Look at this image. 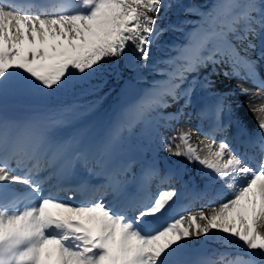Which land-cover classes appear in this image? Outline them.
<instances>
[{
    "label": "snow or ice",
    "instance_id": "1",
    "mask_svg": "<svg viewBox=\"0 0 264 264\" xmlns=\"http://www.w3.org/2000/svg\"><path fill=\"white\" fill-rule=\"evenodd\" d=\"M172 7V0H47L39 4L0 0V264H205L186 260L181 253L193 240L207 241L214 234L225 237L226 243L238 240L247 250L229 264H264V103L250 109L259 116L244 130L251 155L232 146L227 136L231 120H224L232 106L226 102L227 93L216 92V82L208 77L201 87L217 96V101L197 115L211 116L213 131L224 134L219 142L215 138L211 143L202 141L201 151L189 142L190 133L178 132L169 138L161 131L181 119L192 103L195 78L189 88L176 93L186 72L206 67V62L213 65V72L220 66L219 73L227 79L247 80L264 88V0L258 20L251 15L254 3L218 0L207 15L206 27L186 33L183 44L170 46L176 56L149 65L152 45L159 47L162 34L168 28L183 31L182 20L168 28L157 23ZM184 11L195 15L198 8L192 5ZM240 21L245 23L243 28L235 26ZM202 50L207 55H201ZM129 55L142 62L141 68L151 67L164 78L154 79L137 97L126 98L96 138L84 133L66 139L49 135L48 122L64 123L77 106H64L51 115L37 113L23 123L4 113L6 100L14 95L78 90L85 96L96 94L98 100L106 84L103 77L119 82L123 78L119 62ZM180 59L188 61L187 68L176 64ZM136 79L146 77L138 73ZM240 91L247 93L244 88ZM181 99L178 111L164 112L171 107L169 100ZM137 124L150 126L171 155L184 156L186 163H199L208 170L205 189L215 201L208 211L163 218L175 202V188L159 191L150 202L124 194L126 181L117 177L126 175L130 165L113 167L112 162L128 140L125 133L130 134ZM177 138L183 145L173 152L171 143ZM86 158L109 175V182L94 190L91 199L77 201L79 190L60 187L59 179L52 189L46 188L37 175L42 161L52 176L60 177L67 168L57 172L58 160L70 167ZM154 175L153 166L142 170L140 179L147 181ZM109 192L114 194L111 201L106 198ZM24 194L30 200L20 204Z\"/></svg>",
    "mask_w": 264,
    "mask_h": 264
},
{
    "label": "bare ground",
    "instance_id": "2",
    "mask_svg": "<svg viewBox=\"0 0 264 264\" xmlns=\"http://www.w3.org/2000/svg\"><path fill=\"white\" fill-rule=\"evenodd\" d=\"M261 1L262 0H257L254 2V4L256 2H261ZM23 2L39 4V3L47 2V0H37V2H33V0H23ZM184 2H187V3L195 2L198 10L200 9V7H198L199 3L201 5L208 7L206 9L199 10V13L197 12L195 14V16L194 15L187 16V18H185V20H184V26L191 25L192 19L195 17L196 20L197 19L199 20L200 24H202L203 26L206 27L208 25V19H207V15L209 13L208 9L210 7L211 12H212L214 5L218 2V0H202L200 2H199V0H180L178 3L173 2L174 8L177 9V11H179L178 17L176 18V20H180L182 6H183ZM238 2H239V0H238ZM260 8H261V5H259L256 8L257 10H255L251 13V15L252 16L254 15V17L258 16L257 20L259 19V16H260ZM202 11H204V12H202ZM254 12H256V14H254ZM240 22L242 24L238 23L237 25H235L237 28H242L245 25L244 21H240ZM253 27H255L257 29V31L260 29V26L258 23H254ZM188 33H190V31H188ZM185 34H186V32H184V31H182V32L172 31V32H170V37H168V34L163 33L162 36L160 37V39H163V37H165L166 40L164 42H162L161 44H159V47L158 46L156 47V49H155L156 54L154 56L155 61L158 59H161V56L163 55L164 51H167L168 53L174 52L175 49L171 48L170 46L176 45L177 43H181V42H178L177 37L185 41V39H186ZM256 43L258 44V42H256ZM152 47H154V44L152 45ZM175 53H177V51ZM134 59H135V62L138 61L137 58H134ZM180 60H177V62L179 63ZM183 60H185V59H183ZM206 63H207L206 67L201 65V66L197 67L196 70H194V72L192 73V75L198 76L197 79L201 77V79H200L201 82L198 81L195 84L193 94H192V103L189 105V106L192 105V107L194 108L193 111L191 113L186 111L185 115L181 119L174 122L175 128H174L173 132L172 133L169 132L168 134H166L169 138H171V137L177 135L178 132H188V133H190L189 142L192 145L195 144L196 142H198L199 146H200L199 149L201 151H203V149H204V143L213 142V138H215L217 142H219V140H220V137H218L217 135L208 136L207 134H204V132L202 131L203 130L202 127L200 128V125L195 121L196 117L194 118V115L197 113V111L201 110L199 108H202L201 105H202L203 101L206 100L209 102L210 100H212L211 102H215V103L217 101V96H211L210 99L204 93H203V96H199L200 93L197 92L196 89L201 88L200 84L202 85L205 77H208L211 80L216 82V87L214 89L216 92L227 93L226 102L231 104L232 111H231L230 115L228 112H225L224 120L226 117H231L235 121H237V123L240 127H243L244 129L253 126L255 123V120L259 116V112H252V111H250V109H252L253 107H259L262 103H264V90H263V88H258L254 83L247 81V80H242V79H237V78L227 79V78L223 77L222 73L218 72V70H219L218 66H216L217 72H213V65L210 62H206ZM180 65H182V66L184 65L185 68H187L188 62H185V63L180 64ZM138 68L141 69L140 64H138ZM143 69H145V68H143ZM148 69H151V67L146 68L145 70H148ZM169 70H172V69H169ZM190 72L186 73V78L191 75ZM217 73H219V74H217ZM154 74L158 75L156 73H154ZM181 85L182 84H180V86ZM240 88L246 89L247 93L242 94L240 91ZM206 91L207 90H204V92H206ZM250 97H251V99H250ZM227 99H229V100H227ZM177 103H179V101ZM177 103H174L171 106L174 109H176V111H178L180 108L177 106ZM22 112L23 113H19V114L15 115L14 114V107H12L11 105H6V104L4 105V113L12 121H14V119H17V122L23 123V122L27 121L30 117L33 116L32 114H26L25 110H22ZM189 114H191L190 117H189ZM84 116H86V114H84L83 116L78 118L77 121L75 120L72 123H67V124L63 125V127H68V128L74 127L73 130L68 131V132H62L56 128H53V126L51 127L49 125V128H48L49 135L53 138H56V139H66V138L71 137L77 133H84L89 138H96V137L100 136L110 124V122L106 121L105 119L98 120L97 118H92V119H89L87 121H83L82 123L79 124L78 120H80ZM208 118L211 119V116L209 115ZM111 119H112V117H111ZM202 141L204 143H201ZM177 145H183V141H181L178 138L172 141L171 150L173 152H175L177 150V147H176ZM143 151L144 150H139V148L136 145H134V143L127 141L126 144L124 145L123 149L121 150L120 154L115 158V160L112 162V164H113V167H117L118 164H120V166L130 165L131 170L129 171L128 174L123 175L121 178L117 177L118 179L126 180L124 194L127 197L140 200L138 196H139V193L142 192V195L143 196L148 195V198H150L149 201H151L156 196L151 194L152 191L149 193L150 188L148 187V185L144 184V182L140 179V177H141L142 170H144V167H145V164L147 161L153 162L154 166H157L158 164L154 160H146L143 157V154H142ZM168 152L169 151H166V153H168ZM251 154H252V152L250 153V155ZM171 156L175 157V155H171ZM178 157L181 158V161L183 163H186V161H185L186 158L184 156H178ZM32 162L35 163V161H32ZM41 164L44 165V170H46V172L45 171L40 172L38 176H42L41 178H44V176H46V174H50L49 180L46 181V183H45V187H48L51 189L54 185L57 184L58 179H59L60 183L63 184L62 187H64V188H69V187L71 188L74 184L80 190H83L85 192L87 191L88 186H89L88 180L92 181L94 183H97L98 180L102 181L103 179H106L109 181L108 171L105 168H102L99 164L95 163V161L91 158L80 159L78 161H75L71 164L70 167H67L65 161L58 160L56 162V164L54 165L57 172H62L64 169L67 168V171H63V174L60 177H54L51 175V169L49 168L46 161H42ZM186 164H187V166L181 172V175H183V178L186 179L190 185H194L195 187L201 186L202 183H200V182H201L202 177H200L199 175H195L194 171L191 170V168H190L193 163H191V164L186 163ZM80 170H84L86 175L81 176ZM206 170L207 169H205V168L202 169V173L204 175V180H205V173L204 172H206ZM43 173H45V175ZM169 173L172 174L173 179H175L177 177V174L172 173L170 170H165L164 176L168 175ZM192 174H193V176H192ZM189 176H191V178H189ZM134 177H135V179H134ZM175 183H176V180H172V185L168 184L167 187L162 183V185L159 186L160 191L161 190H171L172 188H174L176 186ZM200 189H202V188L200 187ZM136 190H138V192H136ZM131 192H132V195L130 196ZM137 193H138V195H137ZM79 194L80 195H78L76 197L77 201H79L80 198L82 197V194L81 193H79ZM198 194H199V191H197L196 194H193V193L189 194L188 193L183 198V201L187 200L188 198L189 199H192V198L196 199ZM181 195H183V192L181 193ZM23 196L29 197L27 194L22 195L21 199L19 201L20 204H22L21 200H22ZM110 196L112 197V195L108 194L106 198L108 200H110ZM177 199L178 198H174V201H176ZM206 202H208L209 204H203L202 205V202H201L200 204L191 205V208H190V206H188L187 207L188 211L189 212L190 211H197L198 209H203L205 211H208L210 209L211 204L214 203L215 201H213L212 197L210 196ZM171 206H174V203L171 204ZM164 214H166V212ZM173 217L178 218L179 215H176V213H173L170 216V219ZM237 242H238V240L231 239L230 243H226L225 237L221 236L220 234H214V237L209 238L207 241H205L203 238H201L199 241L193 240L190 243V245L181 253V256L182 257L191 256V258L199 260V259H201V257H204V256H202L201 250L203 248H205L207 245L211 244V246L214 245L216 247H222L223 248V247H226L227 245H231V244L235 245L234 243H237ZM235 247L237 248L238 246H235ZM239 247L243 248L242 245H240ZM228 249H231V248H228ZM243 249H245V248H243ZM196 250H198V252H196ZM228 252L229 251L226 250L225 253L223 251H219L218 253H214L210 257L211 262H214L213 260H215L216 258H219V259L222 258L223 261H225V262H227L228 260L236 261L239 258H241V256L235 255V254L232 256H228ZM220 253H224V255H220ZM243 258L248 259L247 256H243Z\"/></svg>",
    "mask_w": 264,
    "mask_h": 264
},
{
    "label": "rangeland",
    "instance_id": "3",
    "mask_svg": "<svg viewBox=\"0 0 264 264\" xmlns=\"http://www.w3.org/2000/svg\"><path fill=\"white\" fill-rule=\"evenodd\" d=\"M180 0H172V3L173 2H179ZM200 1H202V0H199V2ZM255 1H257V0H239V2L238 3H241V4H247V3H249V2H251V3H254ZM262 2V1H261ZM181 4V3H180ZM257 4V2L255 3V5ZM192 5H196V3L195 2H189V3H187V2H184L183 3V6H182V11H181V15H180V20H176V18L178 17V12L179 11H177V9H175L174 8V6L172 7V8H170V10H168L167 11V13L160 19V20H158V25L160 26V27H165V28H168V26L169 25H175V24H179L180 23V21L182 20L183 22H184V20H185V18H187V16H191V15H193V14H190V13H186L185 11H184V9L185 8H187V7H190V6H192ZM197 6V5H196ZM259 5H256V8L258 7ZM198 7H200L202 10L203 9H206V8H208L207 6H204V5H201L200 3L198 4ZM200 10V9H199ZM199 10H198V13H199ZM209 12H211V9H210V7H209ZM203 12V11H202ZM254 14H256V12H254ZM195 16V15H194ZM196 22H199V20L197 19H195V17L192 19V23H191V25H189V26H184V24H183V31L184 32H186V33H188V31H190V32H193V31H195V29H197L198 27H200L201 25L199 24V23H196ZM210 21L208 20V23H209ZM240 24H242L241 22H239ZM194 24H197V26H196V28L195 29H189V30H186V29H188V28H190V27H193L194 26ZM245 26V25H244ZM243 26V27H244ZM242 27V28H243ZM173 30L171 29V28H168V31L167 32H164L165 34H168V37H170V32H172ZM251 38V37H250ZM177 39H178V42H185L184 40H182V39H180V38H178L177 37ZM257 39H258V37H257ZM166 39H165V37H163V39H160L157 43L158 44H161L162 42H164ZM246 43V42H245ZM177 44H179V43H177ZM176 44V45H177ZM156 47H157V44H154V47H152V49H151V52H150V60H149V65L151 64L150 63V61H151V58H152V63L155 61V58H154V56H155V54H156V52H155V49H156ZM172 53H174V56H176L177 55V53H175V52H172ZM172 53H168L167 51H164L163 52V55L161 56V59H165L164 58V56H167V55H171ZM129 57H132L133 59L134 58H136V56H134V55H129ZM127 58V60H121L120 62H119V68L122 70V73H123V78L120 80V83H119V85H118V87H117V91H118V94H117V96H115L114 98H113V100L111 101V103H112V109L110 110V111H108V112H105V113H103V112H97L95 109H94V106L97 104V103H99L100 102V100H101V98L100 99H96V98H92L91 100L90 99H88V98H86L85 97V95L84 96H79V95H81L80 94V92L78 91V90H74L73 92L74 93H77L78 95L77 96H79V99H77V100H74V99H72L71 101H65L64 99L65 98H58V96H55V97H51L50 95L49 96H43V95H40V94H22V95H15V96H10L7 100H6V102H5V104L6 105H13V107H14V109H15V112H14V114L15 115H17V114H19V113H21V111L22 110H26V111H28V112H34L33 114H37V113H43V114H48V115H51V113L53 112V110H56V109H59V108H62V107H64V106H77V110L76 111H74L73 113H71L70 115H69V117H68V119L64 122V123H62V124H55V123H51V122H49L50 123V125L51 126H53L54 128H57L58 130H60L61 129V126L64 124L65 125V123L67 124V123H72V122H74V120H76L77 119V117L79 116V115H81V114H86V116H84L83 118H81L80 120H81V122L80 123H82L83 121H87V120H89V119H92V118H97L98 120H102V119H105L106 121H109L110 123H111V121L115 118V114H116V111L118 110V107H119V105L126 99V98H135V97H137L138 95H139V90H140V88L142 87V89H146V88H149L150 87V85H151V82L155 79V80H160L161 78H163V77H157V76H155L154 75V72H152L151 70H145V69H143L142 68V72L145 74V77H146V79L145 80H139V81H137V80H135L134 78H133V76H132V74H131V72H132V69L129 67V65H128V59H131V58ZM168 57V56H167ZM135 60V59H134ZM187 61V60H186ZM185 61V62H186ZM188 62V61H187ZM138 63L139 64H141L142 62L141 61H139L138 60ZM178 62L176 61V64H177ZM173 67H175L174 65H173ZM194 71H191L190 73H191V75H192V73H193ZM187 73V72H186ZM189 73V74H190ZM190 75V76H191ZM105 77H108L109 78V76H107V75H105ZM105 77H103V78H105ZM192 77V76H191ZM191 77L190 78H188V80H187V83H186V85L184 86V87H181L180 88V92H182L184 89H186L187 87H189V86H191V82H190V79H191ZM97 78H94V80H93V82H95V80H96ZM200 79H201V77L200 78H198L196 81L198 82V81H200ZM116 81V80H115ZM175 81V83L177 82H179V81H177V80H174ZM201 82V81H200ZM183 85V84H182ZM181 85V86H182ZM103 86V85H102ZM200 87H201V84H200ZM122 88L123 89H125V91L123 92V93H121V90H122ZM202 88V87H201ZM204 90H206V89H204L203 88V91ZM199 92H201V90L199 89L198 90ZM141 93V92H140ZM179 93V92H178ZM177 93V94H178ZM204 93H206V95H207V97L210 99L211 98V96H215V95H211L210 94V90H207L206 92H204ZM54 95H59L58 93H55ZM86 96H88V95H86ZM18 98L20 99V102L18 101ZM52 100H56V102H53ZM74 100V101H73ZM227 100H229V99H227ZM183 101V99H181V100H179V103H177V106L178 107H180V105H182V103L184 102H182ZM212 101V100H211ZM9 103H11V104H9ZM93 103V104H92ZM89 105H91V106H89ZM172 106V105H171ZM169 109V110H168ZM165 110H168V112H175L176 111V109H174L173 107H169V108H166V109H164V112L165 113H168V112H166ZM191 109H190V107H189V111H190ZM186 111H187V109H185V113H186ZM32 114V115H33ZM83 115H81V116H83ZM185 115V114H184ZM34 116V115H33ZM80 116V117H81ZM110 116V117H109ZM111 116L113 117V119H111ZM79 117V118H80ZM109 117V118H108ZM108 118V119H107ZM83 119V120H82ZM109 119H111V120H109ZM80 120H78V123H79V121ZM77 121V120H76ZM193 121V120H192ZM174 122L175 121H173L172 122V127L171 128H162L161 129V131L162 132H165L166 134H168L169 132L170 133H172L173 132V130H174ZM79 123V124H80ZM137 126V125H136ZM62 128L63 129H66V130H64V132H68L70 129H74V127H69L70 129H67L68 127H63L62 126ZM197 128V127H196ZM198 129V128H197ZM246 129H248V128H246ZM71 131V130H70ZM199 131V130H198ZM133 132V131H132ZM135 133H140V134H142V137L141 138H138V137H135L134 139H131L130 137H128V140H133L134 142H136V144H142V145H146V147H147V149H148V153L150 152V156H153L154 157V159H156V161L158 162V160L162 163V161H163V166L164 167H166V169H171V170H173L174 172H177V168L176 167H174V166H178L182 161H181V158H179L178 156H175V157H172L171 156V154L168 152V153H166V151H165V149H164V146L163 145H161V143H160V140H159V138L157 137V136H155L154 134H153V132L151 131V128H150V126H145V125H143V124H139V126H138V128H136V130L134 131ZM125 135H130L129 133H125ZM154 138H155V141H157V142H155L154 143ZM142 140V141H140V140ZM130 142V141H129ZM133 143V142H132ZM193 146H195V147H200L199 146V143L198 142H196L195 144H193ZM161 148V149H160ZM159 149H160V153H161V156H162V161H161V158L159 157V155L157 154V155H155V154H152V153H156V152H158L159 151ZM145 161V160H144ZM143 161V162H144ZM174 165H172V164ZM182 164H183V166H184V168L187 166V164L186 163H183L182 162ZM198 166H200V167H202L199 163H193L192 165H191V170H193L194 171V174L195 175H199L200 177H202L201 178V182L200 183H202L201 184V186H199V187H196V188H202L203 187V184H204V175L202 174V170L200 171V172H196V169H197V167ZM43 167H40V169H42ZM202 169H203V167H202ZM37 175H39V172L37 173ZM192 176H193V174H192ZM40 178L42 177V176H39ZM189 178H191V176H189ZM42 180L44 179V178H41ZM49 180V179H48ZM47 180V181H48ZM45 184V183H44ZM178 184H176V186H177ZM175 186V187H176ZM174 187V188H175ZM192 187V186H191ZM193 188V187H192ZM181 189V188H180ZM185 191L186 190H188L189 189V187H187V186H185L184 188H183ZM206 204H209L208 202H206ZM189 212V211H188ZM185 214H187V212H183L181 215H185ZM235 245H233V244H231V246L232 247H234V246H240V245H242V242H240V241H238L237 243H234ZM214 247V245L213 246H211V245H209L208 247H205V249H210V252H209V254H208V256H210V255H212L213 254V252H216V251H218V250H221V248H218V247H216V249H214L213 248ZM227 248H230L229 246H226V247H224L222 250H224L223 252L225 253L226 252V250H228L229 251V249H227ZM241 250H245V249H243L242 247H239Z\"/></svg>",
    "mask_w": 264,
    "mask_h": 264
},
{
    "label": "trees",
    "instance_id": "4",
    "mask_svg": "<svg viewBox=\"0 0 264 264\" xmlns=\"http://www.w3.org/2000/svg\"><path fill=\"white\" fill-rule=\"evenodd\" d=\"M103 79L106 81V84H104L102 86L103 87V91L101 93H99V96H105L103 98V100H105V102H104V104H102L103 105L102 107H106L108 105L109 101L111 100V98L116 93L115 89L111 90V88L116 85V82L111 77H109V78L105 77ZM91 96H96V94H91Z\"/></svg>",
    "mask_w": 264,
    "mask_h": 264
}]
</instances>
